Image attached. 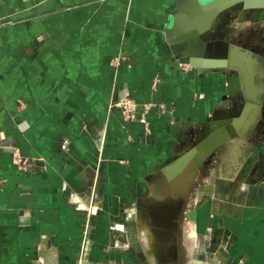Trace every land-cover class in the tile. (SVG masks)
Segmentation results:
<instances>
[{
  "label": "crops",
  "instance_id": "1",
  "mask_svg": "<svg viewBox=\"0 0 264 264\" xmlns=\"http://www.w3.org/2000/svg\"><path fill=\"white\" fill-rule=\"evenodd\" d=\"M178 1L0 0V264H107V225L124 210L134 217L143 178L161 177L208 124L222 136L244 111L241 93L264 103V40L233 41L236 70L198 73L166 47ZM263 14L239 13L237 24ZM248 60L247 89L239 71ZM123 91L144 123L110 108ZM242 120L244 137L216 152L198 203L207 233L231 234L216 256L264 264V109L251 105ZM89 189L105 207L92 218L70 199Z\"/></svg>",
  "mask_w": 264,
  "mask_h": 264
},
{
  "label": "water",
  "instance_id": "2",
  "mask_svg": "<svg viewBox=\"0 0 264 264\" xmlns=\"http://www.w3.org/2000/svg\"><path fill=\"white\" fill-rule=\"evenodd\" d=\"M263 8L264 0H179L167 18L166 47L178 62L189 65L198 73L225 68L236 70L239 67V63L235 61L239 47L232 42H221L220 44L210 42V37L217 30L218 24H221L223 16L230 11L243 13ZM242 52L243 54H239L242 58L251 56L246 50ZM207 60L213 64L204 65ZM241 67L239 72L243 85L248 89L249 80L253 77L249 60L246 61L245 66ZM236 100L237 109L244 111L227 118L222 136H218L208 124L207 138L202 140L196 138L189 150L182 156L174 158L171 163L157 172L161 174L163 187L157 194L152 189V193L155 196L158 211L163 212L166 217L170 213L173 215L179 212V207L185 202L201 167L209 165L219 149L238 137H244L241 133V130H244L241 129V122L246 117L248 108L253 105L264 109V103L249 93H241ZM157 264L185 263L179 256L177 258L166 257L164 261Z\"/></svg>",
  "mask_w": 264,
  "mask_h": 264
},
{
  "label": "rangeland",
  "instance_id": "3",
  "mask_svg": "<svg viewBox=\"0 0 264 264\" xmlns=\"http://www.w3.org/2000/svg\"><path fill=\"white\" fill-rule=\"evenodd\" d=\"M229 13L228 14L230 15V18L228 22L225 23L223 28H221V24H218L217 30L210 37V42L213 41L217 44H220L221 42L233 41L245 42V39H248V37H250L249 34L251 31L255 32V35L257 33L259 38L263 37L261 33L264 31V14L261 15V19L256 20L255 18L253 19L252 15H246L245 19H242L243 21L240 23V26H238L237 20L239 18V12L232 10ZM218 163H220V160L214 157L208 167L204 169V172L202 174L201 172H199L185 202L181 207H179L178 214L180 215V221L177 224L178 233L181 236L179 237V246L177 244L176 250L173 241L171 244L173 245L172 250L169 252V254H167V256L166 254L162 253L161 249L157 251V249L155 248L157 244L154 237V232H152L150 224L148 225L149 217L147 216L146 211H144V208L140 203V200L142 198L150 194L147 190L150 175H146L143 178V183H140L139 190H135V193H138V196L134 198V217L132 219L129 218L128 214L130 210H124V215L120 217L111 216L110 223L107 225V231H109L111 235L109 242L112 246V252L109 253L110 256H107L109 259L106 258L108 259L107 264H157L164 261L166 257L177 258L179 256L185 264H205V262L207 264H218L216 263L218 259L220 260V264H232L233 256L230 254H224V250L221 251L220 256H216L215 254L217 242H219L220 240L223 241L226 235L231 237V234L222 230L220 227L216 229L215 226L212 228L211 232L207 233L206 223L203 219L204 217L200 212V205L198 203L200 186L209 185V183L212 181V178L210 179L209 173L210 171L216 169V165ZM93 191H95L93 192V194L97 196L96 190ZM205 194V189H203V191H201L200 193V196H203ZM207 203L210 204L209 201H207ZM76 208L78 210L85 211L84 209H82V207L76 206ZM97 208L99 210L96 212L93 211V213H91L89 210L85 211L87 217L92 218L95 216H99L102 211L105 212V207L103 208L102 205ZM192 213L195 214V222L193 225L194 236L191 243L190 238H188L186 235L188 230L189 217L191 218ZM94 228V225L86 226L87 232L89 233ZM143 231H145V234H142ZM128 233H132L135 238L133 240L128 238ZM146 238H149L150 240L149 249L145 248V245L147 243H145ZM118 248H121L122 251H115V249ZM150 255L152 256L153 261H150ZM41 257L42 256H39L37 259L40 260ZM84 260L85 259H82L80 262H78V264H87Z\"/></svg>",
  "mask_w": 264,
  "mask_h": 264
},
{
  "label": "flooded vegetation",
  "instance_id": "4",
  "mask_svg": "<svg viewBox=\"0 0 264 264\" xmlns=\"http://www.w3.org/2000/svg\"><path fill=\"white\" fill-rule=\"evenodd\" d=\"M229 14L223 16L222 22H221V26H222L221 28H223L225 23L228 22L230 18ZM254 18L255 17H253V19ZM256 19L257 18H255V20ZM254 33L255 32L253 31L250 32L249 36L252 37L250 38V41L253 44H255V47L258 48L259 43L263 41L264 39L263 37L259 38L258 34L256 33L255 35ZM207 167L208 165L202 166L199 172H201L202 174L204 172V169ZM162 187H163V182H162L161 177H159L158 174L151 175L150 180L148 182V188H147L150 194L142 198L140 200L141 201L140 203L142 204L141 206H143L144 211H146V214L149 217L148 225L150 224L152 232H154V237L156 239V244H157L155 248L157 249V251L161 249L162 253L166 254L167 256V254H169V252L172 250L173 245L171 244L173 241H174V244H175L174 246L176 247V250H177V244L179 246V237L181 236L178 233L177 224L180 221V215L177 213L171 216V213H170V216L168 214L166 217V215L163 214V212L158 211L155 196L151 192L153 189L154 192L157 194L160 190H162ZM149 197L152 198V200H150ZM142 234H145V231H143ZM134 238H135L134 235H132L130 239L133 240ZM146 240H149V238H146ZM149 248H150V245L147 249ZM150 257H151V261H153V258L151 255Z\"/></svg>",
  "mask_w": 264,
  "mask_h": 264
},
{
  "label": "built area",
  "instance_id": "5",
  "mask_svg": "<svg viewBox=\"0 0 264 264\" xmlns=\"http://www.w3.org/2000/svg\"><path fill=\"white\" fill-rule=\"evenodd\" d=\"M117 96L112 100L110 108L119 109L124 119L131 120L140 115L138 114L137 103L132 99L131 95H129L127 91L118 92ZM138 118L144 123V119L142 116ZM17 164L21 166V168L28 166V163L18 156ZM93 192V190L91 191V189H89L88 191H85L84 194L71 196L70 199L77 207H82V209H84L85 211L89 210L91 213H93V211L95 212V210H92L90 206L94 205L93 207H100L96 200L97 197H95Z\"/></svg>",
  "mask_w": 264,
  "mask_h": 264
},
{
  "label": "bare ground",
  "instance_id": "6",
  "mask_svg": "<svg viewBox=\"0 0 264 264\" xmlns=\"http://www.w3.org/2000/svg\"><path fill=\"white\" fill-rule=\"evenodd\" d=\"M88 205H89V202H88ZM94 205H92V206H90V208L92 209V210H95V212L96 211H98L99 209L97 208V207H93ZM193 225H194V218H193V216H191V218L189 217V221H188V230H187V237L188 238H190V242L192 243V240H193V236H194V234H193ZM147 242V243H146ZM149 240H145V243H146V245H145V247L146 248H148L149 247ZM150 261H151V257H150Z\"/></svg>",
  "mask_w": 264,
  "mask_h": 264
}]
</instances>
